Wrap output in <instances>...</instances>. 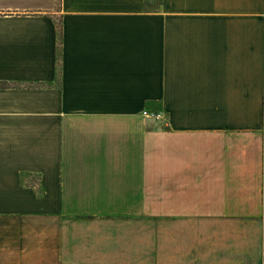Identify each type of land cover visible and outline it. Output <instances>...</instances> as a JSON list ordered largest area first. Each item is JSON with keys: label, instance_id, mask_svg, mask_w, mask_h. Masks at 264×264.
<instances>
[{"label": "crops", "instance_id": "obj_1", "mask_svg": "<svg viewBox=\"0 0 264 264\" xmlns=\"http://www.w3.org/2000/svg\"><path fill=\"white\" fill-rule=\"evenodd\" d=\"M0 264H264V0H0Z\"/></svg>", "mask_w": 264, "mask_h": 264}]
</instances>
